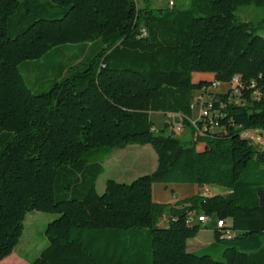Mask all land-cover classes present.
<instances>
[{"label":"trees","instance_id":"trees-1","mask_svg":"<svg viewBox=\"0 0 264 264\" xmlns=\"http://www.w3.org/2000/svg\"><path fill=\"white\" fill-rule=\"evenodd\" d=\"M170 3L0 0V262L37 210L58 216L30 264H264V151L244 137L264 136V16L236 15L264 0ZM235 76L238 95L210 92L205 104L217 130L191 122L193 93ZM151 112L175 114L193 139L172 136L169 122L156 130ZM147 144L156 169L108 178L99 193L103 162L85 155ZM157 182L226 192L159 203ZM194 212L231 219L232 236L214 228L213 242L189 251ZM219 245L220 260L205 252Z\"/></svg>","mask_w":264,"mask_h":264},{"label":"rangeland","instance_id":"rangeland-1","mask_svg":"<svg viewBox=\"0 0 264 264\" xmlns=\"http://www.w3.org/2000/svg\"><path fill=\"white\" fill-rule=\"evenodd\" d=\"M168 5H171L170 1L173 0H166ZM184 3L187 2V0H181ZM236 15L241 20H247V21H257L260 18L264 16V8L260 6H256L253 4H247V5H241L238 7ZM25 81L27 84L30 85L31 81L33 80V74L32 73H25L23 72ZM200 76L204 75V73H200ZM209 80L211 76H208ZM195 79L198 80L199 77L194 76ZM210 90H201V91H195L192 95V103H193V110H192V117L197 120L199 117V107H204L207 102H210L211 96L208 91H221L226 92L229 89V84L222 83L217 86L211 87ZM208 100V101H206ZM44 103L43 101L41 103H38V107L40 108V104ZM163 113L161 112H151V120L153 121L156 128H163V123H166L168 118L167 116H162ZM175 121L179 122L180 120L177 119V116H174ZM163 122V123H162ZM46 123V122H45ZM172 125V124H171ZM182 129V128H181ZM213 130H217V128H212ZM177 137H179L183 142H188L193 139L191 135V131L188 126L184 125L183 130H177L176 133ZM258 134V133H254ZM260 135V133H259ZM252 136V135H250ZM250 140H252V137ZM262 136V135H261ZM259 149L264 151V143H259L256 145ZM149 149L153 152L155 155V151L153 148L148 145ZM198 148H201V145H198ZM140 145H129L124 149H113L111 154L110 152H104L103 150L94 151L91 153H88L85 155V159L88 162L98 161L103 162V165L105 167V171L102 175H100L98 179V192L101 193L103 191L102 187L105 185V181L108 178H114L115 180H118L120 182H130L133 178L137 177L138 174H140ZM115 161L119 162V167L121 168L119 174H115L111 163L105 162L106 159L109 156H112ZM112 159V158H111ZM215 191H208L206 190V194L208 196H214V195H222V193H214ZM218 192V191H217ZM197 214V212H195ZM58 215L54 213L49 212H42L37 210H32L26 214L25 220H24V229L22 233V237L20 238L19 243L14 248V251L11 255L7 256L8 259L4 262H0V264H30V262L38 255L41 249H43L46 244L48 243V240L44 234V230L49 222H51L53 219H55ZM195 215H193L192 218H194ZM163 225V223H162ZM215 226V215H211L210 219L207 220L205 226H200V233L197 235L195 240L191 239L189 240L188 244V250L192 251L194 248L195 250H199L203 247L204 244L208 240L214 241L213 238V227ZM193 245H197V247H192ZM220 246V245H219ZM221 246L218 250L209 249L208 251H205L206 253L210 254L213 258L220 260V252H221ZM202 252V251H200Z\"/></svg>","mask_w":264,"mask_h":264},{"label":"crops","instance_id":"crops-1","mask_svg":"<svg viewBox=\"0 0 264 264\" xmlns=\"http://www.w3.org/2000/svg\"><path fill=\"white\" fill-rule=\"evenodd\" d=\"M199 74L200 73H195L194 76L199 77L198 79H208L209 80L208 76H211V78H212V74L204 73V75H202V76H200ZM195 80H197V79H195ZM220 84H222V83H219V82L217 83V85H220ZM210 89H212V88L211 87L208 88V90H210ZM210 92H212V93H223L221 91H213V90L208 91V93H210ZM206 101H208V100H206ZM192 110H193V103H192ZM162 116H168V113H166V114L163 113ZM150 117H151V113H150ZM190 121L191 122L195 121V119L192 117V115H191ZM163 125H164V123H163ZM154 128L156 130H159V128H156L155 125H154ZM148 145L149 144L140 145V149L142 152H140V164L138 165V166H140V174H138V176H141V175L147 174V173H151L157 167V155H156V153H155V155L153 154L151 149H149ZM111 152H110V154H111ZM105 162L111 163L110 165H111L115 174L120 173L121 168L119 167V162L114 160L113 155L109 156ZM104 171H105V167H104ZM137 177H135V178H137ZM135 178H133V179H135ZM102 189L104 190V186L102 187ZM97 190H98V185H97ZM206 190H208V191L211 190V191H215L216 193H222V194H224L226 192L223 188L215 186V185H204L203 187H199L196 184H192V183H161V182H157V183H153V185H152V197H153L154 201L159 202V203L174 204L176 201H178L180 199H184V198L190 197V196L198 194V193L203 194V195H207L205 193ZM199 214H201V213H199ZM199 214H195V212L192 213V215L190 217H193V215H195V216L192 219L190 218L188 220V223L190 225L199 224L200 226L201 225L205 226L207 221L204 223H199L196 221V217ZM226 222L228 224H231V219L227 218ZM162 223H163V226H167L168 218L166 216L162 217L161 224ZM213 229H214V227H213ZM199 233H200V231L198 232V234ZM212 233H213V230H212ZM196 237L191 238V239L195 240ZM191 239H189V240H191ZM189 240H188V242H189ZM211 241L212 240H208L206 242V244L203 245V247L210 244ZM188 242H187V246L189 247ZM192 247H197V245H193ZM195 249L196 248H194L192 251H195Z\"/></svg>","mask_w":264,"mask_h":264},{"label":"built area","instance_id":"built-area-1","mask_svg":"<svg viewBox=\"0 0 264 264\" xmlns=\"http://www.w3.org/2000/svg\"><path fill=\"white\" fill-rule=\"evenodd\" d=\"M213 86H217V82H213L212 83V87ZM240 87H241V84H240V81H239V77L238 76L233 77L232 80L229 83V89H231L233 96L238 95ZM214 115H216V112H213L211 110V105L210 104H208V105H206L204 107H201V106L199 107V116H198L199 118L198 119L202 118L203 120H208L209 121V125H210V129L218 128L217 125L215 124L214 120H213ZM174 116H176V115L175 114H168L167 122L170 123V129L176 133L177 130H182L181 129L182 126H181L180 123H178V122H176L174 120ZM195 122H196V120L193 121V123H195ZM203 129H206V127H204ZM250 137H252V144H254V145H257L259 143H264V138L261 137L259 134H252V136H250ZM210 216H208V215H206L204 213H201V214L197 215L196 221L199 222V223H204V222H206L207 220L210 219ZM229 226H230V224H228L226 222V220L217 219L215 217V226H214V228L226 227L225 229L222 230V233H223V235L225 237H228V238L231 237L232 234H233L232 231H230L228 229Z\"/></svg>","mask_w":264,"mask_h":264},{"label":"bare ground","instance_id":"bare-ground-1","mask_svg":"<svg viewBox=\"0 0 264 264\" xmlns=\"http://www.w3.org/2000/svg\"><path fill=\"white\" fill-rule=\"evenodd\" d=\"M254 133H258V134H259L258 131H255V132L247 131V132L244 133V137H245V138H248V139H251V138H249V136L252 135V134H254ZM260 136H261V135H260ZM261 137L264 138V136H261Z\"/></svg>","mask_w":264,"mask_h":264},{"label":"water","instance_id":"water-1","mask_svg":"<svg viewBox=\"0 0 264 264\" xmlns=\"http://www.w3.org/2000/svg\"><path fill=\"white\" fill-rule=\"evenodd\" d=\"M170 134L173 136V135H175V132L174 131H171Z\"/></svg>","mask_w":264,"mask_h":264}]
</instances>
